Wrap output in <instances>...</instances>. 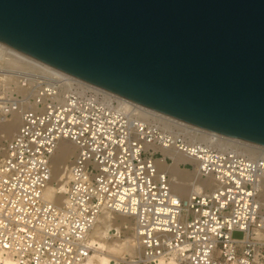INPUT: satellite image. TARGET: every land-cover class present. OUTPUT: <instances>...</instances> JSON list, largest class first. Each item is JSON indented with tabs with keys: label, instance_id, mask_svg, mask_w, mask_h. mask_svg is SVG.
<instances>
[{
	"label": "built area",
	"instance_id": "obj_1",
	"mask_svg": "<svg viewBox=\"0 0 264 264\" xmlns=\"http://www.w3.org/2000/svg\"><path fill=\"white\" fill-rule=\"evenodd\" d=\"M1 77L9 82L0 89V124L15 112L21 119L0 148V253L16 264H86L106 211L133 222L123 226L128 236L121 227L107 232L129 250L111 264H264V153H241L249 142L147 108L0 41ZM61 140L76 149L64 199L54 203L44 190ZM158 148L185 156L180 167L207 179L200 191L190 183L188 200L175 194L156 166Z\"/></svg>",
	"mask_w": 264,
	"mask_h": 264
},
{
	"label": "water",
	"instance_id": "obj_2",
	"mask_svg": "<svg viewBox=\"0 0 264 264\" xmlns=\"http://www.w3.org/2000/svg\"><path fill=\"white\" fill-rule=\"evenodd\" d=\"M0 41L147 108L264 146V0H0Z\"/></svg>",
	"mask_w": 264,
	"mask_h": 264
},
{
	"label": "bare ground",
	"instance_id": "obj_3",
	"mask_svg": "<svg viewBox=\"0 0 264 264\" xmlns=\"http://www.w3.org/2000/svg\"><path fill=\"white\" fill-rule=\"evenodd\" d=\"M14 66L20 65L19 61L9 60ZM8 79L6 77L0 78V89L4 86H7ZM17 83L12 90H19ZM141 116H146L147 114L142 111L139 112ZM21 114L18 112L13 113L12 117L5 121L4 123L0 124V132H3V138H6L10 135H15L17 129L20 124ZM75 146L66 141L61 140L58 143V146L51 157V175L49 181L44 190V197L52 201L54 203H60L57 200L64 199L63 194L66 190L67 178H68V170L69 166V159L75 154ZM161 153L163 154L162 157L156 158L155 163L157 168L168 174L169 180L171 182V186L175 194L182 200H188L191 195V188L189 187L190 183H193L194 188L197 191H200L201 185L207 182V179H200L199 177L195 176V170L190 169H183L180 167V163H186L188 160L182 153H179L176 150H169V149H161L158 148ZM240 152L243 154L249 155H258L259 153H264L263 149L260 146H255L249 143L241 142L240 143ZM165 156H169L172 161L166 162ZM186 184L188 189V195L183 196L181 194L182 186ZM262 193L261 199L264 205V181L261 185ZM61 201V202H62ZM115 215V214H114ZM123 221V224H129L127 218L125 216L119 215ZM105 221V222H101ZM116 223L113 213L111 212H104L98 219L95 230L98 229V226L101 227L102 235H107L109 229ZM94 231V230H93ZM92 231V233H93ZM92 235V234H91ZM92 243L96 247V251L94 254L87 260L86 264H111V260L119 261L123 259L126 255H128V249L126 247H110L105 246L99 243L96 239L92 240ZM114 249L118 250L115 251ZM114 250V251H113ZM128 250V251H127ZM106 251V252H105ZM120 252V254L117 253ZM116 253V254H115ZM0 264H16L15 260L12 256L4 253H0ZM158 264H172L171 262H164L160 261Z\"/></svg>",
	"mask_w": 264,
	"mask_h": 264
},
{
	"label": "rangeland",
	"instance_id": "obj_4",
	"mask_svg": "<svg viewBox=\"0 0 264 264\" xmlns=\"http://www.w3.org/2000/svg\"><path fill=\"white\" fill-rule=\"evenodd\" d=\"M12 117V116H11ZM10 119V118H9ZM16 134V133H15ZM3 135H4V133L3 132H0V148L3 146V144H5V142L6 141H9L10 139H12L13 137H14V135H10V136H7L6 138H3ZM160 156H158L157 158H159ZM72 158V157H71ZM71 158L69 159V160H71ZM182 163H180V165H181ZM67 165H70V161H69V163L67 164ZM190 170H192V169H190ZM188 187H187V185L186 184H184L183 186H182V191H181V194H183V196H187L188 195ZM63 196H64V194H63ZM58 202H61L62 201V199H60V200H57ZM113 217H114V219H115V221H116V223L111 227V228H115V229H117V228H123V226H126V228H131V226L133 225V222H132V220L131 219H128L127 218V221L129 222V224L127 223V224H123V221H122V219H121V217L119 216V215H114L113 214ZM101 222H105V221H101ZM110 228V229H111ZM122 233H124V235L125 236H128V235H130V231H128V230H126L125 228H123L122 229ZM234 236L235 237H241V234H239V233H235L234 234ZM91 239L92 240H94V239H96L97 241H99V243H101L102 245H105V246H110V247H115V248H120V247H126L127 248V245H125V243H122V242H120V241H113V242H110L108 239H107V236L106 235H102V233H101V227L100 226H98V229L97 230H95V228H94V231H93V233H92V235H91ZM128 249V248H127ZM115 251H118V250H116V249H114ZM113 250V251H114ZM128 251V250H127ZM106 252V251H105ZM116 254V253H115ZM118 254H120V252H118L117 253V256H118Z\"/></svg>",
	"mask_w": 264,
	"mask_h": 264
}]
</instances>
